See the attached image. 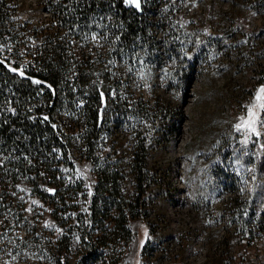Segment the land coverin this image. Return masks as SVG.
Segmentation results:
<instances>
[{
  "label": "rangeland",
  "instance_id": "374dc122",
  "mask_svg": "<svg viewBox=\"0 0 264 264\" xmlns=\"http://www.w3.org/2000/svg\"><path fill=\"white\" fill-rule=\"evenodd\" d=\"M45 1L10 0L8 4L9 21L27 26L26 47L39 44L32 30L53 23ZM151 1L138 0L137 7L126 0V5L140 9ZM159 1L167 3L157 20L162 16L170 25L169 29L158 27L155 33L163 58L154 64L157 85L153 87L151 71L142 63L121 74L120 69L109 74L110 79L134 84V100L142 98L151 107L159 102L164 111L155 125L146 124L152 132L146 146L145 205L140 216L128 222L132 240L119 264L156 263L159 257L166 264H264V93L260 92L264 89V0ZM167 31H171L170 39ZM168 47H172L169 55ZM10 53L6 64L10 71L28 78L24 72L30 70L29 60L18 58L11 46L1 43L0 61L5 62ZM180 63L192 66L195 75L183 101V120L175 123L181 96L177 83H166ZM32 81L47 87L40 80ZM54 120L61 123L64 118L58 114ZM109 131L113 142L103 157L115 144L114 151L123 159L122 193L130 200L138 195L130 169L134 140L122 125L110 126ZM54 162L52 169L58 168L59 179L81 187L76 198L79 210L72 222L79 228L98 183L94 164L81 154L65 156L63 151ZM114 162L115 156L109 158L108 163ZM18 187L24 193L28 222L9 228L0 221V229H8L16 239L15 248L8 252H1L0 245V264H44L46 255L27 251L28 231L51 241L70 234L52 220L51 208L32 196L33 186ZM40 189L53 193L43 184ZM80 237L81 232L74 231L67 254L71 258Z\"/></svg>",
  "mask_w": 264,
  "mask_h": 264
},
{
  "label": "trees",
  "instance_id": "16d2710c",
  "mask_svg": "<svg viewBox=\"0 0 264 264\" xmlns=\"http://www.w3.org/2000/svg\"><path fill=\"white\" fill-rule=\"evenodd\" d=\"M9 2L0 0V44L11 46L18 58L28 59L30 70L24 72L28 78L11 72L6 64L12 53L5 62L0 61V221L9 228L27 224L24 193L18 186L31 185L32 196L51 208L52 220L70 235L51 241L29 230L27 251L46 255L44 264H119L132 240L128 222L139 217L145 205L142 198L149 175L146 146L152 132L146 124L155 125L164 111L159 102L151 107L142 98L134 100V84L110 79L109 74L116 69L121 74L142 63L151 71L153 87L157 85L154 64L163 58L155 33L158 27L169 29L170 25L157 16L165 12L167 1L153 0L136 9L126 5V0H46L53 23L31 31L39 42L36 47L25 45L26 24L9 21ZM167 38H171V31H167ZM171 52L172 47L165 51L167 55ZM12 66L20 67L17 63ZM194 75V68L182 63L168 75L166 85L177 83L181 96L175 123L183 120V101ZM58 114L64 118L61 123L54 120ZM115 125H122L134 140L130 169L138 195L130 200L122 193L123 159L114 151L115 144L103 157L113 142L109 127ZM61 151L65 156L68 152L81 154L94 164L97 176L95 195L79 228L72 222L79 210L76 198L81 187L59 179L58 168L52 169ZM113 156L116 162L108 163ZM39 184L49 186L53 193L40 189ZM74 231L81 232V237L71 258L67 254ZM14 242V233L0 229L1 252L14 249ZM160 259L146 264H163Z\"/></svg>",
  "mask_w": 264,
  "mask_h": 264
},
{
  "label": "snow or ice",
  "instance_id": "6c2138e0",
  "mask_svg": "<svg viewBox=\"0 0 264 264\" xmlns=\"http://www.w3.org/2000/svg\"><path fill=\"white\" fill-rule=\"evenodd\" d=\"M131 2H132V3H136V4H137V7L139 6V4H138V0H131ZM36 83H39V81H36ZM260 92H261V93H264V89H261ZM256 99L259 100V99H260V96L258 95V96L256 97ZM252 130L254 131L255 129L253 128Z\"/></svg>",
  "mask_w": 264,
  "mask_h": 264
}]
</instances>
